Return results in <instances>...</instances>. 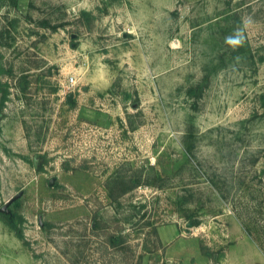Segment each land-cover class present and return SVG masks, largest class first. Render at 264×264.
Returning <instances> with one entry per match:
<instances>
[{
    "label": "rangeland",
    "instance_id": "1",
    "mask_svg": "<svg viewBox=\"0 0 264 264\" xmlns=\"http://www.w3.org/2000/svg\"><path fill=\"white\" fill-rule=\"evenodd\" d=\"M0 84V264H264V0H0Z\"/></svg>",
    "mask_w": 264,
    "mask_h": 264
},
{
    "label": "clouds",
    "instance_id": "2",
    "mask_svg": "<svg viewBox=\"0 0 264 264\" xmlns=\"http://www.w3.org/2000/svg\"><path fill=\"white\" fill-rule=\"evenodd\" d=\"M227 42L233 45L234 47L242 46L244 43L243 32L240 30H237L236 34L234 36L229 37Z\"/></svg>",
    "mask_w": 264,
    "mask_h": 264
},
{
    "label": "water",
    "instance_id": "3",
    "mask_svg": "<svg viewBox=\"0 0 264 264\" xmlns=\"http://www.w3.org/2000/svg\"><path fill=\"white\" fill-rule=\"evenodd\" d=\"M71 97H72V95L70 94V95H68V100H71ZM37 156H35L34 158H33V165L34 166H36V164H37ZM53 184V179H51L50 181H49V185H52ZM21 194V193H20ZM20 194H18V195H16L13 199H11L7 204H5L3 207H2V209L0 210V212H4L7 208H8V206L11 204V202H13V201H15V200H17L19 197H20ZM39 224H40V226L41 227H43V223H42V221H41V217H39Z\"/></svg>",
    "mask_w": 264,
    "mask_h": 264
},
{
    "label": "trees",
    "instance_id": "4",
    "mask_svg": "<svg viewBox=\"0 0 264 264\" xmlns=\"http://www.w3.org/2000/svg\"><path fill=\"white\" fill-rule=\"evenodd\" d=\"M8 2H9V4L12 6V7H16L17 6V0H8ZM41 26H43V27H47L48 26V24L46 23V22H43V23H41ZM2 97H1V105H2V103L5 101V99H6V96H7V91L4 89V90H2V95H1ZM70 104H73L72 102H69ZM111 194V196H113L112 195V193H110ZM113 198H115V197H113ZM116 200V199H115ZM17 236L22 240V235L21 234H19V233H17ZM113 244H115V243H113Z\"/></svg>",
    "mask_w": 264,
    "mask_h": 264
},
{
    "label": "built area",
    "instance_id": "5",
    "mask_svg": "<svg viewBox=\"0 0 264 264\" xmlns=\"http://www.w3.org/2000/svg\"><path fill=\"white\" fill-rule=\"evenodd\" d=\"M74 83H75V80L72 77H69L68 78V85H69V87H73L74 86Z\"/></svg>",
    "mask_w": 264,
    "mask_h": 264
},
{
    "label": "flooded vegetation",
    "instance_id": "6",
    "mask_svg": "<svg viewBox=\"0 0 264 264\" xmlns=\"http://www.w3.org/2000/svg\"><path fill=\"white\" fill-rule=\"evenodd\" d=\"M2 90H4V88H2V85L0 84V95H2Z\"/></svg>",
    "mask_w": 264,
    "mask_h": 264
}]
</instances>
